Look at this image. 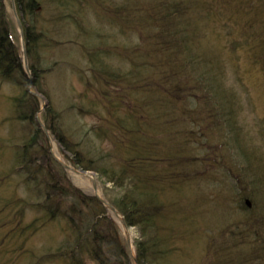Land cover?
<instances>
[{
  "label": "rangeland",
  "instance_id": "rangeland-1",
  "mask_svg": "<svg viewBox=\"0 0 264 264\" xmlns=\"http://www.w3.org/2000/svg\"><path fill=\"white\" fill-rule=\"evenodd\" d=\"M38 1L40 7L35 13L20 12L24 25L35 23L37 31L44 32L40 50L29 54L27 49L30 65L39 64L45 88V93L39 91L44 99L38 95L43 125L37 121L33 124L39 129L47 127L45 114L51 109L49 118L58 120L72 144L81 143L79 149L96 161L105 154V164L118 170L129 153L124 151V146L115 144L118 142L111 133L118 131L116 123L120 118L127 119L129 107L111 106L105 93L110 86L105 85L104 79L97 82L94 77L104 69L130 72L133 57L125 51L124 54L121 52L124 46H156L158 40L153 42L145 36L143 38L138 28L141 19L146 23L145 16L154 10V5L161 8V20L171 18L174 6L182 8L185 20H193V26L192 23L189 26L191 30L197 29L193 45L201 49V55L207 57L209 64L203 59L197 61L220 72L216 81L221 86L223 119L216 120L211 111L196 112L206 116L209 113L211 117L207 122H214L211 135H208L214 150L201 143L204 138L199 140L203 133L198 123L192 125V133L184 135L188 142L180 134L164 144L166 150L178 151L180 155L190 154L191 149L192 153L190 161L187 160L179 169L177 183H160L157 186L159 209L154 217L156 231L153 232L155 229L150 227L148 235L156 233L162 241L160 249L163 244L171 249L166 257L170 264H264V70L261 64H253L254 59L249 53L251 46L264 40V17L257 11L260 6L252 9L251 5L253 2L255 5L264 4V1L245 0L244 3H236V6L233 0ZM4 2L23 55V40L13 0ZM238 13H242V17ZM156 15L152 13L153 17ZM150 28L144 24L143 30ZM94 52L100 55L95 54L93 59ZM148 57L156 62L158 58L162 59L160 54ZM22 61L25 65L24 55ZM200 66L203 68L202 64L197 67ZM140 73L136 77H141L142 71ZM124 84H121V93ZM100 85L103 87L100 88ZM12 89L11 86L0 85V179L4 178L0 183V207L6 201L4 199L23 196L29 191L23 182L29 171L23 170L25 166L17 163L15 145L25 141L24 135L32 131L33 125L28 126L12 116L15 113ZM30 90L36 92L37 89L30 86ZM198 99L203 101L206 97L193 96L190 102H199ZM195 105L193 103L190 107L196 109ZM110 123L112 126L107 128L109 136L99 135L96 128ZM152 124H155L154 120ZM47 130L49 151L73 168L83 170L72 163L71 153L59 141L57 134L48 127ZM148 134V137L156 138L154 131ZM88 150L90 153H87ZM193 155H196L195 159ZM64 170L72 184L86 193H96L92 177L71 169ZM90 170L95 173L101 195L114 205L123 187L115 185L94 169ZM247 199L251 205L246 203ZM20 211L12 219L16 217L18 222L22 218L23 226L36 217L30 209L23 214ZM111 213L128 246L124 226L113 211ZM7 216H10L8 211ZM63 225V222L54 221L38 232H24L23 246L33 251L28 254L14 250L16 244L13 245V241L5 236L2 248L8 250L3 257L0 256V264H69L65 259L41 256L56 250L60 244L56 241L64 237ZM129 230L136 250L135 242L142 236V229L140 226H129ZM5 232L7 230L0 231V234L5 235ZM89 264L95 262L89 260Z\"/></svg>",
  "mask_w": 264,
  "mask_h": 264
},
{
  "label": "trees",
  "instance_id": "trees-1",
  "mask_svg": "<svg viewBox=\"0 0 264 264\" xmlns=\"http://www.w3.org/2000/svg\"><path fill=\"white\" fill-rule=\"evenodd\" d=\"M16 1L19 12L33 14L38 10V0ZM238 2L244 3L245 0H233L234 6ZM262 3L255 5L253 2L251 8L260 6L257 10L260 11L258 14L264 17ZM154 7V10L145 16L146 23L144 19L139 20L138 28L142 32V37L145 36L147 40L153 42L158 40L156 46L128 45L124 46V49L120 46L123 54L125 51L127 55L133 57L132 67L128 70L130 72L127 74L104 69L94 77L97 82L104 79L105 85L110 86L105 93L111 106L129 107L127 119L120 118L116 123L118 131L111 133L118 142L115 144L124 146L126 148L124 151L129 153L123 158L120 170L105 164V154L97 161L88 157L79 149L78 145L81 143L72 144V140L59 126L58 120L49 118L51 109L45 114L47 127L57 134L59 141L71 153L69 156H72L74 165L83 169H94L115 185L123 187L120 197L112 202L130 226H140L142 229V236L135 242L138 264H170L166 257L171 249L164 244L160 249L162 241L158 239L156 233L148 235L149 228L155 227L154 217L159 209V195L156 188L160 183L166 185L177 183L179 169L190 159L192 149L186 147L190 150V154L180 155L178 151L166 150L164 144H168L171 138L174 140L180 134L188 142L184 135L192 133V125L198 123L203 133L200 134L199 140L204 138L205 141L201 143L214 150L208 139L214 122L211 124L207 122L211 117L209 113L206 116L196 112L211 111L216 120L223 119L220 108L223 98L219 92L221 86L216 81L220 72L217 73L212 66L197 61L203 59L209 64L207 57L201 55V49L193 45L197 31L195 27L189 29L193 20L191 18L190 21L185 20L182 8L176 6L172 8L171 18L169 16L168 19L164 17L166 20H161L163 17L160 16V6L154 5ZM152 13L157 15L153 17ZM239 16L242 17V13ZM261 22L262 20L257 23ZM34 24L26 26L29 54L33 52L36 54L40 50V43L44 38L43 30L37 31ZM144 24L151 26L150 30H143ZM12 29L5 2L0 0V85L13 88L11 100L15 113L12 116L16 120L24 121L28 126L33 125L32 131L24 135L25 141L15 145L17 163L25 166L23 170L29 171L23 181L29 191L23 196L3 200V205L0 207V231L7 230V232L5 235L0 234V256L3 257L8 250L2 248L5 236L13 241V245L16 244L15 248L13 246L14 250L24 254L32 253V250L23 246L22 234L26 231L38 232L40 229H45L49 223L60 221L64 223L63 239L56 241L60 243L56 246V250L41 256L65 259L69 264H89V260L95 264H134L130 250L121 236L120 228L108 214L106 206L94 194L86 193L71 183L64 168L55 161L49 151L45 131L34 126L36 113L40 109V100L30 92L29 85L32 82L38 91L45 93L42 72H39V64L33 63L30 66L35 78H29ZM251 30L253 33V26ZM251 47L249 53L254 59L253 64H261L264 70V40ZM95 54L100 55L99 52H94L93 59ZM153 54H160L162 59L158 58V63L155 60L151 61L148 56ZM199 64H202L203 68L197 67ZM141 71L142 76L136 77ZM122 83L126 84L123 85L121 93L119 90L122 89ZM102 87L100 85V88ZM193 96L206 97V99L190 102ZM193 103H196V109L190 107ZM152 120L155 124H152ZM111 126L110 123L99 126L96 130L99 135L108 137L107 128ZM149 131H154L156 138L148 137ZM87 153H90L89 150ZM195 156L193 155L192 158L195 159ZM3 179H0V183ZM41 185L43 186L40 187ZM27 209L36 214L32 222L23 226L22 218L18 222L16 217L12 219L16 212L21 210L20 213L23 214ZM7 211L10 216H7ZM155 231L156 229L153 230Z\"/></svg>",
  "mask_w": 264,
  "mask_h": 264
},
{
  "label": "water",
  "instance_id": "water-1",
  "mask_svg": "<svg viewBox=\"0 0 264 264\" xmlns=\"http://www.w3.org/2000/svg\"><path fill=\"white\" fill-rule=\"evenodd\" d=\"M14 11H15L16 17H17V19H18L19 27H20V29H21V34H22V38H23V47H24L25 61H26V66H27V68L29 69V66H28L27 51H26V48H25V42H24V30H23L22 22H21L20 18L18 17V14H17V10H16L15 5H14ZM38 94H39V96H40L42 99H44V97H43L40 93H38ZM37 120H38L39 124H42L39 113L37 114ZM45 129H46V131H48L47 128H45ZM54 156H55L56 159H58V160L61 162V164H62L65 168H68V169L74 170V171L77 172V173H80V174L85 175V176H90V177L93 178V183H94V188H95V191H96V195H97V196L101 199V201H103V202H104V203H105L110 209H112V210L115 212V214L118 216V218L120 219L122 225L124 226L125 233H126V237H127V241H128V243H129V245L132 246V238H131V234H130L129 226H128V224L126 223V220H125L124 217L119 213V211L116 209L115 206H113L111 203H109L108 201H106V200H105V199L99 194V192H98V191H99V189H98V184H97V182H96V179L94 178V174H95V173H94L93 171H91V170H77V169L73 168L70 164H68V163H66V162H64V161H62V160H60L55 154H54ZM246 201H247L248 203H250L249 200H246ZM134 257H135V255H134ZM135 258H136V257H135Z\"/></svg>",
  "mask_w": 264,
  "mask_h": 264
}]
</instances>
